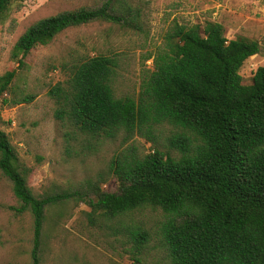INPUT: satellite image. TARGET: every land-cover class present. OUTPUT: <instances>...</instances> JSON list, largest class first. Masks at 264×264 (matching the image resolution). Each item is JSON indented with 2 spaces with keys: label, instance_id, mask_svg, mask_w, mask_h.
Instances as JSON below:
<instances>
[{
  "label": "trees",
  "instance_id": "obj_1",
  "mask_svg": "<svg viewBox=\"0 0 264 264\" xmlns=\"http://www.w3.org/2000/svg\"><path fill=\"white\" fill-rule=\"evenodd\" d=\"M15 1L0 0V22ZM96 21L141 31L142 14L132 0H104L95 8L61 12L30 25L10 58L22 65L31 51L64 30ZM259 53L257 41L228 40L219 23H175L163 45L146 58L152 57V69L142 78L136 100L115 96V55L73 64L67 79L47 92L54 118L68 129L65 142H77L81 153L135 135L152 145L145 154L127 147L111 158L114 192L96 181L88 183L89 190L34 195L30 169L0 130V173L17 201L14 211L31 218L32 264L39 261L46 211L68 201L88 208L89 224L120 230L131 243L125 253L134 264L141 263L153 237L158 264H264V67L247 84L239 75L243 63ZM15 75L0 76L2 105L34 98L3 97ZM161 126L174 129L167 147L176 156L156 145L155 130ZM147 210L161 214L155 236L131 221V215Z\"/></svg>",
  "mask_w": 264,
  "mask_h": 264
},
{
  "label": "rangeland",
  "instance_id": "obj_2",
  "mask_svg": "<svg viewBox=\"0 0 264 264\" xmlns=\"http://www.w3.org/2000/svg\"><path fill=\"white\" fill-rule=\"evenodd\" d=\"M103 1L16 0L0 22V76L16 72L9 95L3 97H34L18 105H2L0 101V130L21 163L30 169L28 186L36 196L89 190L88 183L96 181L102 190L114 192L116 181L108 171L111 158L127 147H135L139 154L152 149L150 142L137 135L125 143L118 138L85 153L77 142H65L68 129L54 118L55 106L47 92L67 79L73 64L100 54L115 55V96L136 100L142 78L152 69V57L146 58L163 45L173 24L203 26L216 22L223 26L228 40L244 37L259 43L260 53L240 68L242 83H249L255 70L264 67V0H132V6L142 14L141 31L91 22L64 30L47 46L31 51L22 65L11 60L13 45L33 23L81 7L95 8ZM173 130L169 126L155 130L156 145L176 156L167 147ZM17 207L11 185L0 173V264H32L31 218L27 213H16ZM88 211L84 204L74 201L46 211L38 264H134L125 253L131 248L128 239L120 230L116 232V227L89 224L84 215ZM131 221L155 236L161 214L137 212ZM156 243L153 237L151 246ZM151 246L140 264H158V249Z\"/></svg>",
  "mask_w": 264,
  "mask_h": 264
}]
</instances>
